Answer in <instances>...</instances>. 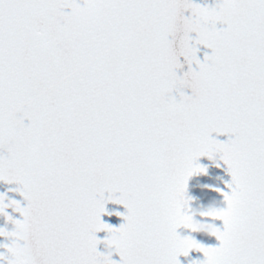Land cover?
<instances>
[{
    "label": "snow or ice",
    "instance_id": "snow-or-ice-1",
    "mask_svg": "<svg viewBox=\"0 0 264 264\" xmlns=\"http://www.w3.org/2000/svg\"><path fill=\"white\" fill-rule=\"evenodd\" d=\"M216 155L231 182L205 247L178 229ZM0 181L27 202L0 195V264H117L101 243L119 264H264V0H0Z\"/></svg>",
    "mask_w": 264,
    "mask_h": 264
},
{
    "label": "water",
    "instance_id": "water-1",
    "mask_svg": "<svg viewBox=\"0 0 264 264\" xmlns=\"http://www.w3.org/2000/svg\"><path fill=\"white\" fill-rule=\"evenodd\" d=\"M192 3L200 5L201 7L212 8L215 7L220 0H191ZM70 11V10H66ZM190 15V12H186L185 16ZM226 27L225 25H217V28ZM193 35V39H195V34ZM198 58L203 61L205 54L211 55V50L207 49L203 46H198ZM180 63L183 64L182 69L177 70L178 76H183L188 69V65L185 63L183 57L180 58ZM195 68L196 66L193 64L192 66ZM181 91L184 92L185 95H191L190 88H184ZM173 96L176 97L177 100L180 99L179 92L174 91L172 93ZM28 121L25 120V124L27 125ZM212 139L217 140L220 143H226L229 139L227 135H217L215 132L212 133ZM200 167L206 169V173L204 174H195L190 177L187 185L186 197L190 199V204L188 205L187 216H191L193 221L196 223H202L204 225L210 226L212 231L209 234H205L203 232L193 231L192 229H178V234L183 237H191L196 240L198 243L202 244L205 247H216L218 246V241L216 237L213 235L214 229L221 227L222 222L213 218L210 213L215 211H219L220 209L226 207L223 196L220 194L221 192H228L229 189L226 187L227 184L231 182V176L228 174L227 166L220 159L219 155H216L214 159H209L208 157H201L196 161ZM219 165V166H217ZM20 186L13 183L7 184L3 181H0V195L6 194L7 199L5 203L8 201L14 200L21 204L22 207L27 206V202L23 200V197L15 191V189ZM219 190V191H216ZM108 194L105 193V198H107ZM106 214L102 215L101 221L110 227L119 228L122 223H124L122 216L126 213V209L123 205L115 204V203H107L106 204ZM7 213L13 216L14 219H21L19 213L14 212L12 208L6 209ZM120 213L121 215H117ZM8 231L12 230V225L5 224L4 217L0 216V228H5ZM97 239L103 241L108 233L101 231L96 234ZM8 243V241L4 237H0V245ZM97 250L106 256L111 254V259L119 264L120 257L116 254L115 249H109L106 245L101 243L98 245ZM4 252L3 248H0V253ZM204 259L202 253H198L195 250L190 252L187 257L180 256V264H194L196 261H202Z\"/></svg>",
    "mask_w": 264,
    "mask_h": 264
},
{
    "label": "clouds",
    "instance_id": "clouds-1",
    "mask_svg": "<svg viewBox=\"0 0 264 264\" xmlns=\"http://www.w3.org/2000/svg\"><path fill=\"white\" fill-rule=\"evenodd\" d=\"M186 224L187 228L192 229L193 231L203 232L205 234H209V232L212 231L210 226L194 222L191 216H188ZM108 256L111 257V254L109 253Z\"/></svg>",
    "mask_w": 264,
    "mask_h": 264
}]
</instances>
